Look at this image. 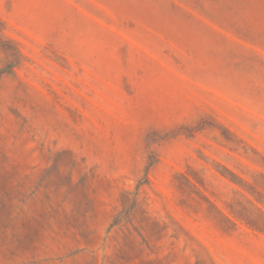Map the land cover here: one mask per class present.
Segmentation results:
<instances>
[{
    "label": "rangeland",
    "instance_id": "rangeland-1",
    "mask_svg": "<svg viewBox=\"0 0 264 264\" xmlns=\"http://www.w3.org/2000/svg\"><path fill=\"white\" fill-rule=\"evenodd\" d=\"M0 264H264V0H0Z\"/></svg>",
    "mask_w": 264,
    "mask_h": 264
}]
</instances>
